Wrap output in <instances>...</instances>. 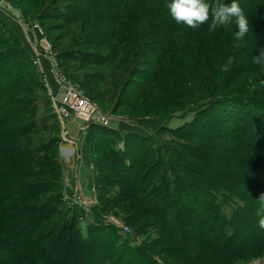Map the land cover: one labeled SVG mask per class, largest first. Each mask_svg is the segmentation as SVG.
Listing matches in <instances>:
<instances>
[{
  "label": "rangeland",
  "instance_id": "rangeland-1",
  "mask_svg": "<svg viewBox=\"0 0 264 264\" xmlns=\"http://www.w3.org/2000/svg\"><path fill=\"white\" fill-rule=\"evenodd\" d=\"M158 10L149 8L145 0H0V62L10 59L9 66L14 65L11 73L0 74L3 205L56 204L63 216L51 223L76 215L85 235L88 226L100 223L117 229V225L122 228L117 231L131 244L144 246L158 235L146 220L130 221L134 210L108 205L118 199L121 187L118 175L107 168H115L120 158L116 155L107 161L103 151L122 155L127 153L125 145L133 142L136 147L126 154L127 168L135 166L132 172L140 176L157 162H165L162 168L172 188L174 176L181 177L180 172L195 165L206 174L232 169L225 163L193 158L191 146L199 141L193 136L211 132L214 118H230L224 113L225 102L221 103L225 93L246 94L241 98L244 105L264 101V64L254 63L253 54L250 63L263 77L254 80L234 76L231 84L224 77L232 67L228 72L221 71L224 63L217 65L218 72L213 70L218 75L215 79L209 70L204 71L206 79L201 73L199 78L193 75L195 80L184 72L176 75L175 56L170 54L172 37L152 33V28L160 25ZM225 29L196 28L191 31L201 38L193 36L191 41L209 50L220 49L219 36L225 33L235 43L237 40ZM204 58L213 63L215 57L210 52ZM248 60L238 57L233 65L242 67ZM157 66V76L149 84ZM17 74L26 77L19 81ZM142 76L145 82L139 79ZM63 77L99 106L108 124L97 126L112 130L110 141H101L95 133L89 136L91 125L60 114L59 81ZM240 115L248 116L245 111ZM251 116L262 117L256 112ZM73 126L76 128L72 130ZM227 128L220 130L225 132ZM132 133L139 135L131 137ZM62 147H71L74 152L65 155ZM175 153L179 157L173 166ZM170 167L172 170H168ZM60 169L63 201L60 189L53 187L60 181ZM31 186H39L44 192L35 200H15ZM231 211L226 209L227 213ZM124 228L129 232H123ZM142 228L146 230L137 233ZM250 264H264V255Z\"/></svg>",
  "mask_w": 264,
  "mask_h": 264
},
{
  "label": "trees",
  "instance_id": "trees-1",
  "mask_svg": "<svg viewBox=\"0 0 264 264\" xmlns=\"http://www.w3.org/2000/svg\"><path fill=\"white\" fill-rule=\"evenodd\" d=\"M170 2L145 0L149 8L159 9L156 15L160 25L153 27L152 33L172 37L170 54L175 56L173 67L176 75L184 72L186 76L197 74L199 78L200 73L204 76V71L209 70L215 79L218 75L213 70L218 72V64H225L229 57L233 58V63L238 57H248L245 66L237 68L231 65L230 74L224 77L227 84H231L234 76L244 75L254 80L263 77L256 74L250 57L259 55V50L264 48V0H236L248 18L249 32L242 40H237L235 33L238 29L233 21L225 26V30H229L237 41L233 43L223 33L219 36L222 39L220 49L213 50L206 45L193 44L191 39L201 37L193 35V28L175 23L167 7ZM206 2L213 6L216 3L230 6L233 0ZM210 23L211 19L198 28L203 31ZM1 43L0 36V46ZM209 51L215 57L213 63L204 58ZM23 53L29 58L27 52ZM8 62H0L1 75L11 73L14 65L9 66ZM153 69L155 72L150 76L149 84L155 80L158 66ZM23 75L15 77L21 81ZM139 79L146 81L144 76ZM245 96L225 93L221 103L225 102L224 113L230 118H214L211 132L193 136L199 140L191 146L193 158L231 165L232 169L227 172L206 174L195 165L186 172H180L181 177L174 176L172 188L162 168L165 162H157L155 167L141 171L140 176H134L132 170L136 169L135 166L127 168L126 154L130 155L132 148L136 147L133 142L125 145L127 153L122 155L119 152H102L107 161L116 155L120 158L115 168H107L118 175L117 183L121 187L118 199L109 201L108 205L114 203L134 210L130 221L146 220L147 226L158 235L151 243L134 246L115 227L100 223L88 226L85 235L76 215L51 223L56 217L63 216L56 204L5 206L4 201H0V264H12L8 262L14 259L13 264H250L261 258L264 255V229L258 226L256 213L260 206L258 198L264 193V101L244 105L241 98ZM244 111L248 116L240 115ZM254 112L262 117H252ZM226 126L227 131L222 132L220 127ZM88 131L89 136L98 134L101 141H110L109 135L114 134L111 129L97 125H91ZM136 135L139 134L132 133L131 137ZM186 137L191 138L189 135ZM178 157L175 153L173 166ZM58 173L60 181L53 187L60 189L63 201L62 169ZM43 192L39 186H31L15 200H35ZM227 208L232 211L227 213ZM146 228L137 233L144 232Z\"/></svg>",
  "mask_w": 264,
  "mask_h": 264
},
{
  "label": "clouds",
  "instance_id": "clouds-1",
  "mask_svg": "<svg viewBox=\"0 0 264 264\" xmlns=\"http://www.w3.org/2000/svg\"><path fill=\"white\" fill-rule=\"evenodd\" d=\"M167 7L171 18L177 24H183L189 28L196 29L211 19L209 31H216L219 26H227L234 21L238 29L235 33L237 40H242L249 32L248 18L236 0H233L230 6L220 3L213 6L206 0H171ZM253 62L264 64V48L259 50V55L253 56ZM232 64L233 58L229 57L227 62L221 66V70L228 72ZM258 200L260 202L256 213L258 226L264 229V193L260 194Z\"/></svg>",
  "mask_w": 264,
  "mask_h": 264
},
{
  "label": "built area",
  "instance_id": "built-area-1",
  "mask_svg": "<svg viewBox=\"0 0 264 264\" xmlns=\"http://www.w3.org/2000/svg\"><path fill=\"white\" fill-rule=\"evenodd\" d=\"M54 68H57V66ZM59 85L62 92L61 105L63 106L60 114L63 115L64 118H71L70 116H72L77 120L85 122L89 126L108 124L107 119L103 116L99 106L90 100L89 97L76 85L68 82L65 77L60 79ZM62 150L65 155H71L69 152L65 151L63 147ZM114 226H116L117 229H122L119 226L118 228L117 225ZM122 231L129 232L127 228H124Z\"/></svg>",
  "mask_w": 264,
  "mask_h": 264
},
{
  "label": "bare ground",
  "instance_id": "bare-ground-1",
  "mask_svg": "<svg viewBox=\"0 0 264 264\" xmlns=\"http://www.w3.org/2000/svg\"><path fill=\"white\" fill-rule=\"evenodd\" d=\"M64 150H65V151H67V152H69L70 154H72V153H73V151H72L71 147H68V148H67V147H65V148H64ZM69 153H68V154H69ZM73 155H74V154H73Z\"/></svg>",
  "mask_w": 264,
  "mask_h": 264
},
{
  "label": "crops",
  "instance_id": "crops-1",
  "mask_svg": "<svg viewBox=\"0 0 264 264\" xmlns=\"http://www.w3.org/2000/svg\"><path fill=\"white\" fill-rule=\"evenodd\" d=\"M71 120H72V119H71ZM74 120H75V119H74ZM74 120H72V121H74ZM74 128H76V127L73 126L72 130H73ZM78 151H80V148L78 149Z\"/></svg>",
  "mask_w": 264,
  "mask_h": 264
}]
</instances>
